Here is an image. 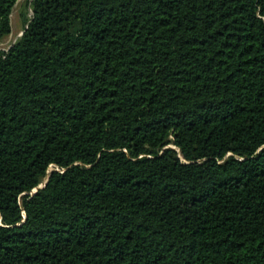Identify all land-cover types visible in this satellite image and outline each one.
<instances>
[{"label":"trees","instance_id":"1","mask_svg":"<svg viewBox=\"0 0 264 264\" xmlns=\"http://www.w3.org/2000/svg\"><path fill=\"white\" fill-rule=\"evenodd\" d=\"M29 5L0 51V264H264V0Z\"/></svg>","mask_w":264,"mask_h":264},{"label":"rangeland","instance_id":"2","mask_svg":"<svg viewBox=\"0 0 264 264\" xmlns=\"http://www.w3.org/2000/svg\"><path fill=\"white\" fill-rule=\"evenodd\" d=\"M26 2L30 4L31 0H18L12 13V32L11 34L0 41V51H7L16 40L22 35L26 23L32 17L30 5L26 7ZM55 167L51 166L50 171Z\"/></svg>","mask_w":264,"mask_h":264},{"label":"water","instance_id":"3","mask_svg":"<svg viewBox=\"0 0 264 264\" xmlns=\"http://www.w3.org/2000/svg\"><path fill=\"white\" fill-rule=\"evenodd\" d=\"M31 10H32V9H31ZM32 15H33V10H32ZM29 20H30V19H29ZM25 28H27V25H26ZM23 32H24V31H23ZM23 32H22V34H23ZM47 180H48V179H46L45 182L42 183L40 186H38L37 188H35L33 192L35 193L39 188L44 187V186L46 185V183H47Z\"/></svg>","mask_w":264,"mask_h":264}]
</instances>
